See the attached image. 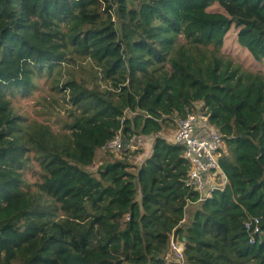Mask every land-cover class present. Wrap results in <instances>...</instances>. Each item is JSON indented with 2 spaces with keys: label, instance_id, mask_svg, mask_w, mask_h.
Masks as SVG:
<instances>
[{
  "label": "trees",
  "instance_id": "trees-1",
  "mask_svg": "<svg viewBox=\"0 0 264 264\" xmlns=\"http://www.w3.org/2000/svg\"><path fill=\"white\" fill-rule=\"evenodd\" d=\"M231 27L264 64V0H0V264H179L171 235L183 264H264L241 224L258 216L264 231V72L219 53ZM73 54L96 69L91 86L53 78L71 120L59 132L26 121L12 98ZM200 101L228 179L204 200L184 187L183 147L161 134ZM119 131L122 152L141 156L150 136V154L135 172L122 155L92 174Z\"/></svg>",
  "mask_w": 264,
  "mask_h": 264
},
{
  "label": "rangeland",
  "instance_id": "rangeland-1",
  "mask_svg": "<svg viewBox=\"0 0 264 264\" xmlns=\"http://www.w3.org/2000/svg\"><path fill=\"white\" fill-rule=\"evenodd\" d=\"M223 46L221 47V53L225 57H230L232 60L239 64L243 69L250 72H264V64L261 62H257L253 59V57L248 53L246 49L241 47V45L237 41V35L233 27L229 29L224 37ZM179 42H184L182 37H179ZM96 69V66L92 64L89 59L82 58L76 54L67 55V59L56 69V72L52 76H48L45 74L44 76L37 78L35 80V85L29 90V93L16 94L12 98V104L14 110L17 111L20 115H22L25 120L37 123L48 124L50 127L56 131H63V126L65 123L69 122L72 116H69V113L76 112V108L71 104V101L68 98V95L63 93L62 91H57L54 88H51L53 83V78L61 80L65 79V77L72 76L78 82L85 80L88 85H92V71ZM70 72H72L70 74ZM55 82V81H54ZM100 87L106 86V84L102 81L99 82ZM131 115V113H129ZM128 117L127 114H125ZM165 138L170 134L161 133ZM153 138L148 136L143 139H139L137 144L134 145V148H142L144 151L141 156L133 155L132 146L134 144L132 140V144L130 150L127 152H122V154H114L111 152H101L98 155V160L95 162L92 168H89L92 174L96 175L95 169L97 164L106 161V160H114L115 158H121V156H125L128 158V162L132 164L129 169L132 172L136 171V167L139 162L144 160L146 156H148L151 152V146L148 148L150 144H152ZM141 143V145L139 144ZM144 146V147H143ZM226 152V150H225ZM136 163V164H135ZM30 169L26 171V179L28 181H35L40 173V169L37 165V161L31 159L30 160ZM139 198V195H137ZM198 207L196 203H189L185 209L184 220L188 221L191 216V212ZM171 239V237H170ZM174 241L180 243L175 237H173ZM168 252L170 254L171 259L177 258L170 249V240H169ZM183 245V243H182ZM181 246V245H180ZM183 259L179 262V264H183Z\"/></svg>",
  "mask_w": 264,
  "mask_h": 264
},
{
  "label": "built area",
  "instance_id": "built-area-1",
  "mask_svg": "<svg viewBox=\"0 0 264 264\" xmlns=\"http://www.w3.org/2000/svg\"><path fill=\"white\" fill-rule=\"evenodd\" d=\"M209 117L210 114L202 111L201 106L197 104L196 111L175 121L176 129L170 139L171 142L184 147L185 158L190 163L184 185L198 191L201 198L208 197L214 190L223 189L227 182L226 177L221 175L218 162L219 150L223 146V135L209 123ZM121 147L120 135H116L106 145V149L114 153H118ZM241 224L250 244L262 241L263 231L258 216L246 215ZM170 249L175 256L182 259L184 245L175 242L173 236L170 239Z\"/></svg>",
  "mask_w": 264,
  "mask_h": 264
},
{
  "label": "clouds",
  "instance_id": "clouds-1",
  "mask_svg": "<svg viewBox=\"0 0 264 264\" xmlns=\"http://www.w3.org/2000/svg\"><path fill=\"white\" fill-rule=\"evenodd\" d=\"M249 53V52H248ZM250 54V53H249ZM254 59V58H253ZM197 104L199 105V106H201V108H202V111H204L205 113H209L210 114V112L208 111L207 112V107L205 106V104L203 103V101H200V102H196V103H194V109L191 111V112H194V111H196V106H197ZM191 112H189V113H191ZM188 113V114H189ZM187 114V115H188ZM125 115V114H124ZM186 115V116H187ZM185 116V117H186ZM126 117V116H125ZM185 117H183V118H185ZM122 118H124V117H122ZM122 118L120 119V121H121V123H123L124 121H125V119L124 120H122ZM210 118V117H209ZM177 119H180V118H176L175 119V121L177 120ZM209 123H210V121H209ZM175 124H176V122H175ZM211 124V123H210ZM215 129H216V127L213 125V124H211ZM217 130V129H216ZM218 131V130H217ZM175 132V131H174ZM173 132V133H174ZM172 133V134H173ZM220 133V132H219ZM172 134L171 135H169V136H167L166 138H167V140L170 142V143H172V144H177V143H173V142H171V138H172ZM116 135H120V137H121V144H122V147H121V150L118 152V153H114V152H112V151H110V152H112V153H114V154H119L120 152H122L123 150H125V147L123 146V143H122V132H117L115 135H114V137L116 136ZM113 137V138H114ZM113 138H111L110 140H112ZM223 138H224V136H223ZM110 140H108L107 142H106V144H105V147H106V145H107V143L110 141ZM131 141H132V139H131ZM224 143H225V141L223 140V146H224ZM140 145H141V143H139ZM177 145H179V144H177ZM182 146V145H181ZM222 146V147H223ZM183 147V146H182ZM220 151H221V148H220V150H219V155H218V162H219V164H220ZM183 156L185 157V155H184V147H183ZM186 159V158H185ZM187 161H188V159H186ZM188 163H189V161H188ZM220 168H221V175H223V176H225L226 177V179H227V176L225 175V173H224V171H223V169H222V167H221V165H220ZM189 170H190V163H189ZM189 170H188V172H189ZM188 172H187V175H188ZM187 175H186V177H187ZM186 179V178H185ZM185 179H184V181H185ZM185 184V183H184ZM227 184H228V179H227V182H226V184H225V187L227 186ZM184 187H186L185 185H184ZM225 187L223 188V189H225ZM189 191H193L192 189H189L188 187H186ZM223 189H221V190H223ZM218 190H220V189H218ZM220 190V191H221ZM195 191V190H194ZM214 191H217V190H214ZM213 192V191H212ZM211 192V193H212ZM211 193L209 194V196L211 195ZM208 196V197H209ZM204 199H207V197L206 198H201V196L199 195V198H198V200H204ZM186 202L188 203V202H190V200L189 199H186ZM191 204V203H190ZM260 226H261V221H260ZM262 229V228H261ZM262 231H263V229H262ZM171 236H173V235H171ZM264 242V231H263V239H262V241L261 242H256V243H254V244H261V243H263ZM180 243H183V245H184V248H185V244H184V242H180ZM249 243V242H248ZM250 244V243H249ZM183 251H184V249H183ZM178 258V257H177ZM183 258V257H182ZM179 259V258H178ZM180 261H181V259H179Z\"/></svg>",
  "mask_w": 264,
  "mask_h": 264
}]
</instances>
